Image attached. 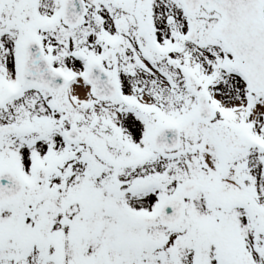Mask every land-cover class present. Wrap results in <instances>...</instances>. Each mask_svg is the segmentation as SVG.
<instances>
[{
	"label": "snow or ice",
	"instance_id": "obj_1",
	"mask_svg": "<svg viewBox=\"0 0 264 264\" xmlns=\"http://www.w3.org/2000/svg\"><path fill=\"white\" fill-rule=\"evenodd\" d=\"M0 264H264V0H0Z\"/></svg>",
	"mask_w": 264,
	"mask_h": 264
}]
</instances>
